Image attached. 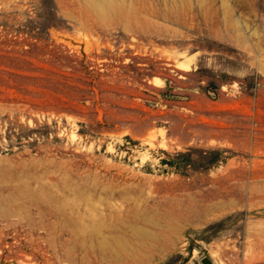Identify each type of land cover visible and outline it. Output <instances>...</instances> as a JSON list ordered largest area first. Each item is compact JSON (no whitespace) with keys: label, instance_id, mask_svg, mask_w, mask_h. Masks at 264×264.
I'll use <instances>...</instances> for the list:
<instances>
[{"label":"rangeland","instance_id":"rangeland-1","mask_svg":"<svg viewBox=\"0 0 264 264\" xmlns=\"http://www.w3.org/2000/svg\"><path fill=\"white\" fill-rule=\"evenodd\" d=\"M79 66L124 126L88 130ZM206 255L264 264V0H0V264Z\"/></svg>","mask_w":264,"mask_h":264},{"label":"trees","instance_id":"trees-1","mask_svg":"<svg viewBox=\"0 0 264 264\" xmlns=\"http://www.w3.org/2000/svg\"><path fill=\"white\" fill-rule=\"evenodd\" d=\"M80 63L82 64V61ZM76 70L84 74L83 77L79 78V81H82L83 84L86 85L85 88L71 85L69 81L74 80L72 76L59 74L56 72H53V74L65 80L64 82H56L58 85H61L64 89H66V92L62 91L61 93H64V95L70 97L71 99H77L80 103L86 105L88 109L87 115L90 120V122L88 123V130L94 133H98L102 129H115L116 125H120L121 127L124 126L126 123L125 120L118 118V114L115 115L111 112L112 109L120 110L122 109V107L113 103L105 96V94L109 91L114 94L117 99H122L123 96H133L123 92L124 89L121 87L122 79L119 78L118 74L117 80L114 81L104 78L111 74L106 73V71H101V69H89L88 66H79L78 68H76ZM48 80L50 81L51 79ZM107 85L111 86L113 89L106 90L105 86ZM96 89H98L97 92ZM75 93H79L81 96L78 94L79 97L77 98V96H75ZM88 100L91 102L89 105L86 104ZM50 107H53V109L56 110L78 112L71 107L65 108L57 105H51ZM98 107L104 112V122H100L97 119L99 115Z\"/></svg>","mask_w":264,"mask_h":264},{"label":"water","instance_id":"water-1","mask_svg":"<svg viewBox=\"0 0 264 264\" xmlns=\"http://www.w3.org/2000/svg\"><path fill=\"white\" fill-rule=\"evenodd\" d=\"M201 263L202 264H214V261L212 260V258L206 255L201 258Z\"/></svg>","mask_w":264,"mask_h":264},{"label":"bare ground","instance_id":"bare-ground-1","mask_svg":"<svg viewBox=\"0 0 264 264\" xmlns=\"http://www.w3.org/2000/svg\"><path fill=\"white\" fill-rule=\"evenodd\" d=\"M143 216H144V215H143ZM102 223H103V222H102ZM106 230H107V229H106ZM147 231H148V230H147ZM99 232H100V230H99ZM135 232H136V231H135ZM135 232H134V233H135ZM139 232H140V231H139ZM135 234H136V233H135ZM142 234H143V233H142ZM148 234H149V233H148ZM137 235H138V234H137ZM154 236H155V235H154ZM115 238H116V237H115ZM153 240H154V239H153ZM135 241H137V240H135ZM142 243H143V242H142ZM143 244H144V243H143ZM153 247H154V245H153ZM113 248H114V247H113ZM145 249H146V248H145ZM132 250L134 251V249H132ZM138 250H139V249H138ZM118 253H119V252H118ZM139 253H140V251H139ZM148 254L152 255V253H148ZM134 256H136V255H134ZM145 256H149V255L146 254ZM153 256H154V255H153ZM120 257H121V256H120ZM120 257H119V258H120ZM132 257H133V256H132ZM137 257H138V256H137ZM135 262H137V261H135ZM139 262H140V261H139ZM141 262H142V261H141Z\"/></svg>","mask_w":264,"mask_h":264}]
</instances>
